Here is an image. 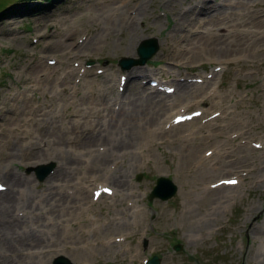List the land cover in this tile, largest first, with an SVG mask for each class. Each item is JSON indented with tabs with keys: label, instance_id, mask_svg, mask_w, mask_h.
<instances>
[{
	"label": "rangeland",
	"instance_id": "374dc122",
	"mask_svg": "<svg viewBox=\"0 0 264 264\" xmlns=\"http://www.w3.org/2000/svg\"><path fill=\"white\" fill-rule=\"evenodd\" d=\"M66 1L0 0V8L7 6V9L0 13V140L3 143L10 134H12L11 141L14 146L23 142L26 145L29 141L37 142L36 139L27 138L36 132L38 124L41 125L39 120L42 119L37 116L36 121L32 114L44 101L52 99L55 107L51 110L43 108L42 111L55 113L56 130L62 131L65 135L66 145L67 142L72 145V141L76 139L73 138L76 135L73 133V122L80 119L71 115L76 111L78 103L82 105V109L78 108L79 111H84L87 107L88 103L81 101L84 91L81 90L75 95L73 90L68 102L65 101L66 98L63 100L64 96L60 91L54 90V86H58L57 79L63 78L61 75L67 63L69 54L67 51L72 50L66 45L81 42L80 37L88 33V26H93V20H95L93 16L97 9L96 7L88 8V0ZM202 1L181 0L170 5L167 3L169 0H145L147 25L144 28L139 25L141 38L134 45L135 55L121 51L118 43L114 49L113 45L112 48L100 49L94 53L87 52L83 60H78L76 66L82 72L97 69L100 66L107 67L110 69L109 75H113L117 80L121 78L122 82L126 81L127 71H123L120 67V60L139 59L140 44L145 39L154 38L158 42L159 50L146 65L136 66L142 67L147 75L143 84L146 83L149 90H155L160 87L159 85L165 90L170 86L175 88L177 80L180 82L197 76L206 78L215 71L219 75L214 80L211 79L212 89L222 83L218 87V93L220 97H223L222 105L228 109L227 112H234L233 120L229 122V119L215 117L220 115L219 107L218 110L215 108L216 103L220 102V97L213 99L210 95L207 96L209 86L204 83L202 84L203 92L193 97H182L180 102L176 101L177 104L173 106L174 111L169 107L170 109L158 115L156 128H160L158 125L165 117L167 118L166 115L183 113L185 110L188 113L187 116L197 120L170 133H162L159 130L156 134L148 132L139 135L137 133L133 136L134 138L137 136L136 142L133 143L134 150L144 152L139 161L135 159L133 162V155L119 161L109 156L102 169L93 171L88 168L89 171L84 170V174L77 173L72 180L74 188L63 191L65 196L76 197L81 190L87 191V187L91 189L97 186L99 189L109 185L105 181L107 171L115 177L124 175L127 177L129 183L125 186L124 197L104 195L93 205L86 204L85 207L74 210L70 216L74 223L81 225L82 221L87 219L91 223L81 225L80 230L70 225L64 230L73 235L83 231L88 232L89 242L96 244V240L99 244L97 242L94 246L92 244L85 247V241L79 244L76 240L73 243V247L76 248L74 250L62 246L54 247L49 252L32 255L34 257H31L29 261L18 258L19 264L28 262V264H53L59 256L67 257L74 264H146V261L154 255L161 258V264H258L256 257L259 252L264 251V242L254 241L251 230L253 227L264 224V181L262 182L259 178L261 168L256 166L255 171L247 178L237 179L229 168L227 171L218 170L213 168L214 164L196 165V161L199 154L200 157L208 156L205 155V150L208 153L210 150L224 147L225 139L216 137V133L219 132V128L228 124H231V128L224 134L232 135L234 131L245 130L249 132L248 147L254 149L259 143L264 145V115L262 113L264 112V52L262 51L264 43H261L262 46L254 51V54H247L241 61L234 62L232 65L210 63L207 61L209 56L204 52L186 53L183 57L188 58L183 60L186 66L175 69L174 65H169L171 74H161V70L168 66L170 60L165 53L171 45L174 46L175 41L172 42V40L181 38L182 34H189V31L185 34L180 31L178 35L174 33L177 23L174 10L189 12L191 7L200 5ZM210 3L217 2L210 1ZM241 8L245 7L240 6L236 11ZM245 9L241 10L246 14L244 20L255 17L258 11L264 14V5L248 11ZM51 11L54 12L52 16ZM195 16L200 18L204 17V14H195ZM62 19L67 21L63 22ZM259 19L262 18L258 16L257 20ZM69 22L71 24L68 25ZM240 29H250L246 31L248 34L255 31L250 23H240ZM198 30L199 34H205L203 29L198 28ZM42 34L47 37L44 39ZM66 39L67 43H63ZM167 41L171 44L170 46L167 45ZM122 42L126 47L131 45L128 37ZM54 69L56 73L52 74ZM44 74L51 76L49 81L39 79V76ZM29 81L34 82V87L26 85ZM138 82V86H141L142 80ZM118 88L120 89L114 92L115 95L122 93L123 86ZM87 96L90 97V95ZM205 98L208 99L205 103L201 105L196 103ZM72 99L77 102L76 105L71 104ZM187 107L190 111H187ZM206 111H209L210 120L214 124L210 128L204 124L207 116L203 113ZM198 114H202L200 117L204 120L194 117ZM5 123L8 124L9 129L20 128L17 138H14L15 131L11 133L8 130L4 134V130L2 133L1 126ZM43 128L46 132L48 126ZM179 136L186 137L185 148L180 144H172ZM44 144L41 143L40 147L47 148ZM201 146L203 148H200ZM11 151L8 148L4 155L8 156ZM185 151L186 153L194 152V155L186 158ZM76 155L75 164L78 163L87 168L85 160L88 159V154ZM7 160L9 157L0 158L4 166L10 164ZM136 162L137 164L133 165ZM58 166L59 164L55 161L22 162L19 160L11 164L10 170L33 182V192L38 195L35 200L38 201L43 194V188L49 185L48 182ZM39 169H42L40 172L45 175L43 180L37 176ZM140 176L141 179L138 180ZM162 177L171 179L178 187V193L168 201L159 199L149 201L148 196L156 186L157 179ZM227 178L237 182L230 186L235 189L231 200H223L222 196L227 194V191L222 192L223 189L217 191L218 188H222V185H217L216 190L214 185ZM71 191L72 195L69 194ZM135 193H138L139 199H131L134 201L132 208L125 198ZM91 196L93 195L90 194V200ZM216 205L221 207L216 208ZM255 207H258L257 211ZM130 208L140 210L142 215L137 216L135 225L128 227L126 216ZM214 208H216L217 216L214 214ZM212 213L213 219L208 221V216ZM122 233L128 239L122 236ZM111 240L117 243L108 245ZM176 244L182 245L181 251L174 250ZM130 248L133 253L126 254L125 249ZM247 252L250 256L246 255Z\"/></svg>",
	"mask_w": 264,
	"mask_h": 264
},
{
	"label": "bare ground",
	"instance_id": "6f19581e",
	"mask_svg": "<svg viewBox=\"0 0 264 264\" xmlns=\"http://www.w3.org/2000/svg\"><path fill=\"white\" fill-rule=\"evenodd\" d=\"M68 1L70 0L66 2ZM88 1V8L96 7L97 9L93 16L95 19L93 20V26H88V33H84L85 35L80 37L82 39L81 42H72L66 45L72 50H70L71 52L67 51L69 53L68 59L65 64V70L61 75L63 78L57 79L58 86H54V90L60 91L64 96L63 100L66 98L65 101L68 102L73 90V94L75 95L79 94L81 90L84 91L81 101L88 103L84 111H79L78 109L80 107L82 109L81 103L76 105V101L73 99L71 101V104L76 105V111L73 112L71 117L75 116V118L78 117L80 119L73 122V133L76 134L73 138L76 139L72 141V145L68 144V142L66 145L65 135L62 134V131L56 130L57 116L55 113L42 111L43 108L51 110V108L55 107V102L52 99L51 101H44L32 114L36 121L37 116L42 119L39 121H41V125L43 126L38 124L36 132L32 133L31 136H27V138L30 137L29 139L31 140L36 139L38 140L37 142L29 141L27 145L26 143L23 144V142L18 146H14L11 141L12 134H10L4 143L0 140V158L7 159L9 157L7 161L10 163L4 166L0 162V264H19V259L22 258L29 261L31 257H34L32 255L49 252L54 247L62 246L74 250L76 248L73 247V243L76 240L79 244L85 241V247L92 244L93 246L96 245L98 242L96 240V244L89 242L88 232L83 231L77 235H73V233H66L64 231L69 225L73 228L77 227L80 230L81 225H89L91 223L88 219L83 220L81 225L77 222L74 223L70 219L71 214L74 210L85 207L86 204L93 205L100 201L104 196L103 189L105 191L108 188L112 192V196L124 197L126 195L124 189L129 181L125 175L123 177H115L114 174H110L107 171L105 181L109 185L102 186L101 190L97 186H94L97 189L94 192L96 190L94 187L91 189L87 187V191L81 190L78 194L79 196H65L63 191L74 188L72 180L75 179L76 174L81 172L84 174V170L98 171L102 169L105 160L109 156L115 157V160L119 161L126 157L128 159L129 156L133 155V162H135V159L139 161L144 152L143 150L141 152L134 150L133 143L136 142L137 136L135 138L133 136L137 133L139 135L148 132L149 134H156L157 130L162 133H170L179 130L182 126L192 124L197 119L193 120V117L187 116L186 110L183 113L166 115L167 118L165 117L166 119L164 118L158 125L160 128H156V119L161 112L169 107L173 108L174 111V104H177L176 101L180 102L182 97H193L203 92V83L209 86V90L206 92L207 96L210 95L213 99L220 97L218 87L222 83H219L218 87L214 89L211 86L212 80L219 75L215 71L211 72L206 78L197 76L180 82L177 80L175 88L170 86L165 90L161 85L155 90H149L150 88L147 87V84H143V80L147 75L142 70V67H136L128 71L126 73V81L124 80L123 82L121 78L117 80L113 75H109L108 71L110 69L103 66L82 72L77 68L76 63L78 60H83L87 52L94 53L100 49L112 48L113 45L114 49L117 47L116 44L119 43L121 51L135 55L133 52L134 45L141 38L139 25L142 28L147 25V20L145 19V13L147 12L145 0ZM177 1L181 0H169L167 3L173 4ZM210 1L217 3H210ZM262 5H264V0H203L200 5L191 7L189 12L183 10H176V12L174 10L177 18L174 33L178 35L180 31L184 34L189 31V34H182L181 38L177 39L182 42H178L174 38L172 40V42L175 41L174 46L167 41V45L171 46L167 49L168 51L165 55L170 60L168 66L161 70V74H171V69L168 68L170 67L169 65H174L175 69H181L183 66H186V63L183 61L184 59H188L183 58L186 53L204 52L209 56L207 61L221 65H232L234 62L241 61L247 54H254V51L262 46L261 43H264L262 42L264 37V14L258 11L255 17L250 20H244L246 14L241 10L245 8L247 9L245 11L257 9V7ZM240 6H244L245 8L236 11ZM53 14L54 12L51 11L50 15L52 16ZM195 14H204V17L199 18ZM258 16L262 19L257 20ZM62 20L63 22L67 21V19ZM240 23H250L255 28L254 33H246L250 29L241 30ZM69 24L71 23L69 22ZM190 28L192 29L190 30ZM198 28L203 29L205 34H199ZM242 31L244 32L242 33ZM42 35L44 39L47 37L44 34ZM126 37L130 39L131 45L129 47H126L122 42ZM59 42L61 43V41ZM64 42L67 43V39L63 40ZM262 51L264 52V46L262 47ZM53 73H56V69L52 71ZM50 77L49 74H44L40 75L39 79L41 81H49ZM139 80H142L141 86H138ZM33 84V81L26 83V85L34 87ZM121 86H123L122 93L119 92L115 95L114 92L120 89L118 87ZM87 95H90V97L88 98ZM207 100L205 98L196 103L201 105ZM219 100L220 102L216 103L217 106L215 108L219 107L220 115L215 117L229 119V122H231L234 112H227L228 109L222 105V96ZM188 108L187 111H190ZM208 112L203 113L207 116L204 124H207L206 126L210 128L214 124L210 120ZM262 113L264 115V112ZM201 115L199 114L197 117L200 119ZM177 116H182L183 121L181 123L175 120ZM201 120H204V118H201ZM47 126L48 129L45 132L43 127ZM230 126L231 124L221 127L219 128V132L216 133V137L225 139L226 144L224 147L214 151L207 150L209 151L208 153L205 150V155L208 156L200 157L199 154L196 165L211 166V164H214V169L223 171L231 169L234 175L237 176V179L247 178L248 175L255 171L256 166H259L261 168L259 178L263 182L264 145L259 143L255 145L254 149L248 147L247 145L250 144L248 142L249 132L245 130L234 131L235 133L232 135L224 134L226 130L231 128ZM8 127L6 123L4 126H1L2 133H4V130V134L8 130L11 133L15 131L14 138H17L20 128L9 129ZM185 138L179 136L172 144H180L185 148ZM41 143H45L44 145L47 148L40 147ZM187 146L189 148L188 144ZM203 146L200 148H203ZM8 148L12 151L6 156L4 153L7 152ZM186 152L184 153L186 154V158L194 155V152ZM76 154L79 156L88 154V159L86 158L85 160L88 165L87 168L82 167L81 164H75V160L77 159ZM19 160L22 162L47 160L55 161L59 164L48 182L49 185L43 188V194L38 201L35 200V197L37 198L38 195H35L33 192V182L10 170L11 164ZM136 164L137 162L133 165ZM252 165L253 167H251ZM223 167H226V169H222ZM112 176H114V179H112ZM220 189H223L222 192L227 191V194L222 196L223 200L232 199L235 189L225 185H222V188H218L217 191ZM69 194L72 195V191ZM90 194L93 195L91 196V200ZM127 196L130 197L125 198V201H128L129 206L133 208L134 201L131 199L135 198L138 200V193ZM220 202L222 203L223 201ZM220 207L216 205V208ZM216 208H214L215 216H217ZM256 208L258 207H255V211L258 210ZM141 213L137 209L132 210L130 208V210H127L126 223L128 227L137 223V216L142 215ZM211 218L213 219V213L208 216L207 220L210 221L212 220ZM251 232L254 235V241L261 240L264 242V224L253 227ZM122 236L128 239L124 233H122ZM115 243L117 241L111 240L108 242V245ZM125 252L126 254H130L133 253V250L131 248L125 249ZM246 255L250 256V253L247 252ZM256 261H258V264H264V251L257 254Z\"/></svg>",
	"mask_w": 264,
	"mask_h": 264
},
{
	"label": "water",
	"instance_id": "95a60500",
	"mask_svg": "<svg viewBox=\"0 0 264 264\" xmlns=\"http://www.w3.org/2000/svg\"><path fill=\"white\" fill-rule=\"evenodd\" d=\"M159 50V45L156 39L145 40L138 49L139 59H123L120 63L124 69L131 68L133 65H145ZM42 169H39V178L43 180L45 175L41 174ZM177 193V187L167 179H159L158 185L150 196V200L160 198L166 201L172 198ZM178 248V247H177ZM179 249V248H178ZM159 259L155 257L149 264H159ZM54 264H72L68 259L61 257Z\"/></svg>",
	"mask_w": 264,
	"mask_h": 264
},
{
	"label": "trees",
	"instance_id": "16d2710c",
	"mask_svg": "<svg viewBox=\"0 0 264 264\" xmlns=\"http://www.w3.org/2000/svg\"><path fill=\"white\" fill-rule=\"evenodd\" d=\"M6 8H7V6L6 7L4 6V7L0 8V13L3 12V10H5Z\"/></svg>",
	"mask_w": 264,
	"mask_h": 264
}]
</instances>
